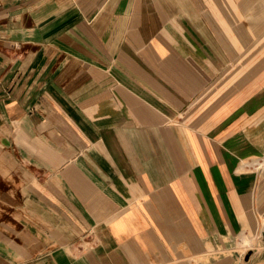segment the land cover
<instances>
[{
	"label": "crops",
	"instance_id": "0c3cea01",
	"mask_svg": "<svg viewBox=\"0 0 264 264\" xmlns=\"http://www.w3.org/2000/svg\"><path fill=\"white\" fill-rule=\"evenodd\" d=\"M263 11L0 0V264H194L257 219Z\"/></svg>",
	"mask_w": 264,
	"mask_h": 264
},
{
	"label": "bare ground",
	"instance_id": "6f19581e",
	"mask_svg": "<svg viewBox=\"0 0 264 264\" xmlns=\"http://www.w3.org/2000/svg\"><path fill=\"white\" fill-rule=\"evenodd\" d=\"M259 165L260 167L258 168ZM253 167L256 168V171H261V180L259 183L261 185H264V159L262 163L256 162ZM251 168H248L246 170L252 172L250 171ZM239 219L243 222L245 230L239 233H236L234 231H225L224 236L220 235L217 237L219 239V243L217 244L219 245L218 248L215 249L214 247H211V244V246H208L209 253L200 254L199 256H197L194 259V264H210L206 260L208 254H211L210 252L215 253L214 255H212V258L214 260L213 264H233V253L235 251L239 253L240 259L249 250H254V248H264V227L258 230V218L256 219L252 212H247L239 216ZM212 243L216 244V242ZM262 252L263 251H261L260 253ZM255 254H259V251L255 252ZM237 261L235 264H237Z\"/></svg>",
	"mask_w": 264,
	"mask_h": 264
},
{
	"label": "rangeland",
	"instance_id": "374dc122",
	"mask_svg": "<svg viewBox=\"0 0 264 264\" xmlns=\"http://www.w3.org/2000/svg\"><path fill=\"white\" fill-rule=\"evenodd\" d=\"M229 39H230V42H231L232 46L233 47H237L238 40H237L236 36L232 34ZM256 162H255V160L243 161L239 165V167L237 168V172H239V173H245V172L249 173V171H247L246 169L253 167ZM259 167H260V165L258 166V168ZM260 175H261V173H260ZM263 207H264V205H263ZM249 213H250V211H249ZM258 220H259V228H258V230H260V229H262L264 227V208L261 211L260 210L258 211ZM252 251L253 252H258L259 251V253H260L261 251H264V248H254V250H252ZM233 255H236L238 260H240L241 262H244V260H245L244 256L245 255H243V257L240 258V259H239V253L237 251H235L233 253Z\"/></svg>",
	"mask_w": 264,
	"mask_h": 264
},
{
	"label": "flooded vegetation",
	"instance_id": "af4514ba",
	"mask_svg": "<svg viewBox=\"0 0 264 264\" xmlns=\"http://www.w3.org/2000/svg\"><path fill=\"white\" fill-rule=\"evenodd\" d=\"M227 232H228V231H227ZM220 235H221V236H224V235H225V232L221 233ZM220 235H219V236H220ZM211 244H212V246H211ZM211 244L208 245V246L214 247L215 249L218 248V246H219V245H217L218 243H216V244L211 243ZM208 246H207V247H208ZM210 253H211V254H208L209 257H208V256L206 257V260H207L208 263H210V261L213 259V258H212V255L215 254V253H212V252H210Z\"/></svg>",
	"mask_w": 264,
	"mask_h": 264
},
{
	"label": "water",
	"instance_id": "95a60500",
	"mask_svg": "<svg viewBox=\"0 0 264 264\" xmlns=\"http://www.w3.org/2000/svg\"><path fill=\"white\" fill-rule=\"evenodd\" d=\"M255 252H253L252 250L247 251V253H245L244 255V259L247 260L251 255H254Z\"/></svg>",
	"mask_w": 264,
	"mask_h": 264
}]
</instances>
